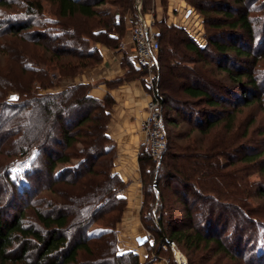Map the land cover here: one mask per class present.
I'll use <instances>...</instances> for the list:
<instances>
[{
    "label": "rangeland",
    "instance_id": "1",
    "mask_svg": "<svg viewBox=\"0 0 264 264\" xmlns=\"http://www.w3.org/2000/svg\"><path fill=\"white\" fill-rule=\"evenodd\" d=\"M186 2L188 1L186 0ZM243 5L244 8L242 9H247L256 29L253 41L249 40V46H245L252 52V57H244L247 62L244 68L250 69L252 76L256 79V86L250 90L253 101L250 104H242V101H239L232 91H235L238 85L232 82L229 74L219 65L222 63V65L230 66L229 63L227 61L221 62L217 57L212 58L210 55H216L213 54V49L208 45V49L211 50L207 52L210 54L209 56L205 54L203 59H200L199 56L192 54L191 58H188L189 60L187 59L184 63L189 64L191 66L189 68L192 70L199 72L204 82L202 83L203 86L217 92L214 94L215 97L219 99L223 95L226 98V103L237 101L238 106L233 109L232 105L227 104L228 111L210 129L202 128L195 123L196 115L201 118L203 116V113L200 112L201 109L208 108V104L203 102L204 99L195 101V99H189L181 92L175 94L174 91V94L171 93L174 95V103L171 102L174 107L168 104L169 107L167 106L162 110L167 128L165 131L168 130L172 134L175 144H177L176 147H168L164 154L169 163L175 166L174 168H167L173 174L172 177L161 180L168 194L167 201H165L167 204L166 211L172 213L173 216L181 218L185 216L184 206L179 204L177 199L180 193L176 196V191L174 192L173 188L181 186L180 180L185 175L178 167L182 166L185 169L183 164L188 160L187 157L192 155L198 166L202 163L203 168L207 169L210 175H205L201 179L206 185L205 188H201L200 183L193 182V185L187 186L183 192L191 187L188 191V200L190 204H194V212L198 214L207 206L212 207L215 203H219L223 207H216L215 211V213H219L221 210L224 214L223 227L218 225L211 233L214 236L223 237L227 244L230 243L229 238L237 237L239 231L246 238L244 241L247 239L250 241L252 233H255L259 235L256 241L261 240L264 243V0H249ZM96 8L98 15L92 17L79 13L73 16H62L59 13L58 2L51 0H6L5 4H0V104H7L0 107V205L8 209L10 213L7 214L9 215L23 210L24 224L42 231L45 228L38 218V212L47 215L56 214L62 210L63 213L68 214L70 222H72L70 233L72 239L80 235L82 229H80L79 224L76 225L80 219L82 222L80 226L86 224L88 232L110 227L117 228L120 233L122 218L120 216L121 219L116 222L117 211L105 214L96 222H87V219L83 221L80 215L82 212L79 210L83 204L93 199L96 185L103 181L104 174L100 169L104 168L101 161L106 156H102L96 161V174L88 171V167L85 165L80 166L77 170L73 169V166L80 162L82 144L78 143L76 150H73L72 147L57 146L54 139L56 136L52 134L57 122L45 121L43 118L37 135L27 117L29 108L23 107L21 109L17 105L29 102L31 99L43 95L44 92L55 93L58 89H64L75 84L77 79L75 77L79 76L77 74L89 72L92 68L102 65L104 61L102 50L99 51L102 59L97 62L94 61L95 58L84 57L82 60L78 57L82 47L75 46L73 40H69V35L65 37V29L77 31L79 29L81 35H84L88 41L84 44L85 47L91 49L96 48V46L110 47L106 44L108 40L106 38L109 35L119 38L112 44V48L117 49L122 45L120 37H123L127 30L125 27L127 25L126 17L124 18L125 30L123 34L114 24L115 12L120 11V8L112 5L109 1L96 6ZM168 10V0H159L157 4L155 0H134V6L126 16L142 17V15H150L154 11L158 17V22L163 20L162 22L167 24L171 20V14H168ZM214 15L226 20V16L222 12ZM108 18L111 29L105 27L103 23ZM173 19H175L174 16ZM202 19V16L197 18L195 24V28L200 29L199 37L202 41L198 42L201 46L208 44V26L203 23ZM175 20L178 22L177 25L173 23L171 25L185 28L179 18ZM156 27L160 30L161 25H156ZM103 31H107V33L95 34ZM220 32L223 31L213 34L216 36L214 38L225 41L227 38L222 37ZM190 35L195 38L193 33ZM64 49L72 52L63 51ZM127 54V52H123L125 60H128ZM89 62L92 65L88 68H82L84 63L88 64ZM127 63L128 61H125L123 64L128 70L127 79L125 77L123 81L132 78V75L135 74L130 67L131 64ZM134 68L138 69L135 66ZM74 71H77L76 74H73ZM156 74L157 71L155 70L154 75ZM175 81L176 84H172L173 90L174 88L177 90V86H179V81L177 83L176 78ZM84 84L89 85V87L94 86L90 83ZM162 92H166L164 97H166L165 94L170 93L164 89ZM228 92H233V94ZM104 100L109 102L108 110H112L114 102L111 99H101V101ZM11 116L15 117L12 120L6 119ZM170 119L173 120V123H170ZM17 120L28 121L25 126L21 127ZM46 130L52 134L51 137L45 133ZM25 138L33 141L32 144L29 143L28 152L25 150L27 147H23L26 146L24 144ZM43 141L45 142L44 146L53 148L58 153L69 152L70 161L58 162L52 169L48 160L49 154H47L49 149L43 152L42 148L37 146ZM107 146H115L114 141L111 139ZM258 153L260 155L255 160L245 159L247 154ZM154 162L159 163L160 159L154 160ZM163 163L166 166L165 161ZM139 164L142 178L141 188L138 189L143 194L138 208V215L142 220L139 227L143 233L149 236V239H152L154 231L148 227L143 218L144 215L152 212L153 219L158 218L157 202L155 203L153 196L152 202L147 199V186L145 184L147 178L143 170L153 166V163L150 162L148 166L143 167L139 156ZM114 168L124 181L121 172L116 169V166ZM128 184L120 192L124 196L130 185ZM156 200L159 199L156 198ZM127 208H129L128 200L123 208L124 212ZM206 211L208 212L209 208H206ZM124 212H122V216ZM204 214L205 216L209 215L205 211ZM82 215L86 216L85 214ZM151 224L156 225V221H152ZM235 224L239 226L236 229ZM187 226H189L188 223L185 228ZM71 238L70 240H72ZM117 241L119 251L127 250L128 243L123 235L119 234ZM90 243L95 249V242L90 241ZM158 248L160 249V246L157 244L152 249V254L147 257H142L140 255L142 250L138 249L140 262L149 264L151 257L157 256L155 251ZM162 249L163 251L159 253L160 256L154 259H165L168 264H180V261L183 264H188L191 261L190 258H194L193 260L200 258L204 264H236L240 262L233 255H225L224 252L218 251V246L215 243H211L210 246L203 243L202 247L195 251L190 243L178 241V243H173L171 247L165 245ZM145 250L147 251V246ZM132 251L134 252V250ZM79 255L80 263L91 264L92 257L90 254L81 251ZM36 259V250H32L23 260L4 261L0 258V264H31ZM240 263L244 264L243 261Z\"/></svg>",
    "mask_w": 264,
    "mask_h": 264
},
{
    "label": "trees",
    "instance_id": "2",
    "mask_svg": "<svg viewBox=\"0 0 264 264\" xmlns=\"http://www.w3.org/2000/svg\"><path fill=\"white\" fill-rule=\"evenodd\" d=\"M51 1L58 2L59 13L62 16H73L79 13L87 17L98 15L96 6L109 1L112 5L120 8V11L115 12V22H113L122 34L125 30L124 18L134 6V0ZM187 1L196 8L198 14L203 17V23L208 26V44L201 46L198 40L193 38L186 28L171 25L169 22L166 24L162 22L163 20L158 22L159 20H157V25L160 24L161 28L159 30V67L156 70L155 83L161 100L162 110L167 106L169 107V105L174 107L172 104L174 103V95H172L174 91L175 94L181 92L189 99H195V101L204 99L203 102L208 104V108L201 109L200 112L203 113V116L201 118L196 115L195 123L202 128L210 129L216 122H219L226 111H228L226 105L230 104L232 108L235 109L238 106L237 101H228L226 103L225 96L222 95L219 99L215 97L214 94H217V92L205 88L202 84L204 82L199 72L192 70L189 68L191 66L184 62L187 61L188 58H191L190 56L192 54L199 56L200 59H203V55L205 54L209 56L210 54L207 52L210 50L208 49V45H210V48L213 49V54L216 55L210 56L212 58H219L221 62L227 61L230 65L225 66L222 65V63L219 64L224 68L226 73L229 74L230 78H232V82L238 85L235 91H232L238 97L239 101H242V104H250L253 101L250 90L256 86V79L252 76L250 69L244 68V65L247 63L244 57H252V52L245 48V46H249V40L253 41L256 35V29L247 9H242L244 8L243 4L248 3L249 0H232L234 5L230 0ZM5 2L6 0H0V4H5ZM219 12L224 13L226 20L217 18L215 15L213 16V14ZM108 21L109 18L103 22L104 26L111 29ZM78 31L65 29V37L69 35V40H73L75 46L78 45L82 47L78 57L82 60L84 57L95 58L94 61L96 62L102 59L99 47L96 46V48L94 47L93 49L85 47L84 44L88 43V41L84 38V35H81V32ZM219 31H223L222 33L220 32V35L227 38L225 41L223 39L218 40L214 38L216 36L213 34ZM106 33L107 31H103L95 34L102 35ZM107 37L106 39L108 40L106 44L110 47L119 39L112 35ZM120 38H122V36ZM63 51L72 52L68 49H64ZM90 65H92L90 62L88 64L84 63L82 68H88ZM130 67L135 73L133 75L130 74L132 77L142 76L144 78V76L148 74L146 69H135L134 66L131 65ZM233 67H236V69H233ZM76 72L77 71H74L73 74H76ZM81 74L82 73H79L77 75L80 76ZM175 78L177 79V83L179 81L177 90H175L176 88H174V90L172 88V84H176ZM244 79L247 80L244 81ZM162 89L170 93L165 94L166 97H164V93L166 92H162ZM233 92L228 93L233 94ZM5 105L7 104L2 103L0 107H4ZM21 105L19 104L17 106L21 107V109L23 107L29 108L27 117L32 124L33 131L36 130L37 135L41 128L40 125L43 118L45 121L50 122L52 120V122L56 121L58 123V125L57 123L55 124L54 132H52V134L56 136L54 139L57 146L72 147L73 150H76V145L78 143L82 144L79 156L81 157L80 162L73 166V169L77 170L80 166L85 165L88 167V171L96 174V161L100 157L106 156V158L101 161L102 167L104 168L100 169L104 174L103 181L96 185V192H94L93 199L83 204L82 208H79V210L82 212L80 215L83 221L87 219V222H96L97 219L113 211H117L116 222L119 221L123 217V208L127 203L126 196L120 192L127 186V182L123 181L115 171V146H107L108 142L111 140L108 132L109 123L111 121L110 110L107 108L109 107V102L105 100L101 101V99L93 96L90 93L89 85L83 82H76L64 89H58L55 93L44 92L43 95L31 99L29 102H24V104ZM15 116L6 119L12 120ZM162 119L165 129H167L163 116ZM28 120L17 121L18 123L20 122L21 127H23L27 124ZM170 123H173V120H171ZM56 130H58V132H56ZM45 133H47L48 137L52 136L47 130ZM166 134L168 140L167 147L159 163L154 162L146 146L143 147L140 154L143 167L148 166L150 162L153 163V166H149L148 169L146 167L143 171L147 178L145 181L147 186V199L151 201L153 196L155 203L157 202L158 218H156V220L153 219L152 210V213L144 215L143 220L146 221L148 227L154 231L153 238H146L144 243L139 246L137 245V247L140 248L143 246L146 248L147 246V253L149 255L152 254V249L158 244L160 249L158 248L155 251L157 256H152L153 258H158V256H160L159 253L163 251L162 248L165 245L171 247L173 243H178V241L190 243L195 251L202 247L203 243L207 246H210L211 243H215L218 246V251L224 252L225 255H233L234 258H238V261H243L244 264H264V243H262L261 240L256 241L259 235L252 233L250 241L248 239L244 241L246 238L241 231H239L237 237L232 236L229 238V244H227L223 237L212 235L211 232L214 231L216 226L222 225L221 227H223L222 223H224L225 220L221 210L219 213H215L216 207L223 208L219 203H215L212 207L207 206L206 208H209L208 212L206 208H204L200 214L194 212V204H190L188 200V191L191 187L185 190V192H183V190L187 186L193 185V182H198L201 184V188H205L206 185L201 179L205 175H210V173L207 169L203 168L202 163L198 166L197 162L193 160L192 155L187 157V164L186 162L183 164V166L185 165V169H183L182 166L178 167L185 175L182 180H180L181 186L173 188V191H176V196L180 193L177 199L179 204L184 206L185 216L183 218L175 215L173 216L172 213L166 211L167 204L165 201H167L168 194L161 180L166 177H172L173 174H171L167 168H174L175 166L169 163L164 154L168 147L177 146L174 137L168 130ZM29 143L32 144L33 141L25 138L24 144H26V146L23 147H27L25 149L26 151L30 147ZM44 145L45 142L43 141L37 146L41 147L43 152L49 149L47 154H49L48 160L52 169L55 168L58 162L66 163L70 161L71 157L69 152L58 153L54 151L53 148H48V146ZM259 155V153L247 154L245 155V159L255 160ZM164 161L166 166H164ZM156 164L157 166H154ZM156 198L160 201L156 200ZM204 211L209 215L205 216ZM7 213H10L8 209L0 205V258L4 261L23 260L30 251L36 250L37 259L31 262V264H82L79 258V253L81 251L91 255V264H147L140 262L139 251H119L117 237L120 233L117 228H99V230L95 229L88 232L86 224L80 226L82 223L80 219L77 221L76 225L79 224L82 230L80 235H77L73 240L70 237L72 222H70L68 214L63 213L62 210L56 214L47 215L38 212V218L45 228L43 231L24 224L23 210L11 215ZM152 221H156V225L151 224ZM187 223L189 226L185 228ZM234 226L235 229L239 227L236 224ZM70 238L72 240H70ZM90 241L95 242V249ZM16 243L18 244L16 245ZM239 258L242 260H239ZM193 259L194 258H190L191 261H189L188 264H204L201 262L200 258H197L198 260ZM240 262L236 264H241Z\"/></svg>",
    "mask_w": 264,
    "mask_h": 264
},
{
    "label": "crops",
    "instance_id": "3",
    "mask_svg": "<svg viewBox=\"0 0 264 264\" xmlns=\"http://www.w3.org/2000/svg\"><path fill=\"white\" fill-rule=\"evenodd\" d=\"M158 1L155 0L156 4ZM185 1L168 0V14L174 12L175 8L180 7ZM171 10L173 11L171 12ZM126 29L124 36L121 38L122 45L117 49L108 46L99 47L104 54L102 65L75 77V79L77 78L75 82L94 84L90 87V93L93 96L99 99H111L114 102L112 110H110L111 121L108 132L115 143L116 169L121 172L124 181L130 184H128L129 187L125 192L129 208L124 212L121 226L118 228L120 235H123L127 240V250H132L137 245H142L146 239V234L139 227L141 219L138 215V208L143 194L138 188H141L142 178L139 156L145 146L141 122L146 115L148 90L144 85L142 76L123 81L125 77L127 79L128 75V70L123 64L125 61L130 62L125 60L123 52L129 53L133 48L128 24ZM129 64L134 66L132 63ZM138 249L142 250L140 251L142 257L148 256L143 246ZM149 264H168V262L165 259L155 260L152 257Z\"/></svg>",
    "mask_w": 264,
    "mask_h": 264
},
{
    "label": "built area",
    "instance_id": "4",
    "mask_svg": "<svg viewBox=\"0 0 264 264\" xmlns=\"http://www.w3.org/2000/svg\"><path fill=\"white\" fill-rule=\"evenodd\" d=\"M173 16L175 19L179 18L187 31L194 34L195 39L202 41L199 37L200 29L195 28L196 19L200 16L193 5L185 1L171 13V20ZM175 19L172 22L169 20V23L177 25L178 22ZM126 20L129 24L130 40L133 45V48L127 54L128 60L136 68L148 71V74L144 77V84L148 90V100L146 115L141 122V129L144 132V145L152 158L157 161L161 158L168 142L162 122V105L154 75L155 70L159 67L160 40L159 29L156 27L158 17L153 11L150 15H142V17L126 16ZM146 238H149L147 234ZM132 250L138 251L137 246ZM180 264L183 263L180 261Z\"/></svg>",
    "mask_w": 264,
    "mask_h": 264
},
{
    "label": "snow or ice",
    "instance_id": "5",
    "mask_svg": "<svg viewBox=\"0 0 264 264\" xmlns=\"http://www.w3.org/2000/svg\"><path fill=\"white\" fill-rule=\"evenodd\" d=\"M13 99H15V97H13Z\"/></svg>",
    "mask_w": 264,
    "mask_h": 264
}]
</instances>
